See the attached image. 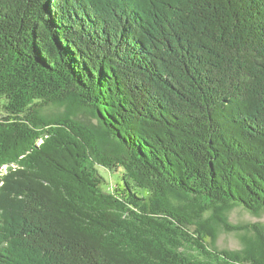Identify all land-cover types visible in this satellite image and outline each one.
Returning <instances> with one entry per match:
<instances>
[{
	"label": "trees",
	"instance_id": "obj_1",
	"mask_svg": "<svg viewBox=\"0 0 264 264\" xmlns=\"http://www.w3.org/2000/svg\"><path fill=\"white\" fill-rule=\"evenodd\" d=\"M237 205L264 209V0H0V264H264L263 225L217 245Z\"/></svg>",
	"mask_w": 264,
	"mask_h": 264
},
{
	"label": "rangeland",
	"instance_id": "obj_2",
	"mask_svg": "<svg viewBox=\"0 0 264 264\" xmlns=\"http://www.w3.org/2000/svg\"><path fill=\"white\" fill-rule=\"evenodd\" d=\"M100 172L106 177L110 186H117V176L120 175L121 170L110 171L102 165L98 166ZM6 168V167H5ZM228 221L231 226L235 227L233 230L221 229L217 234V245L221 249H240L243 246V235L248 230H243L239 227L245 225H263L264 228V209L260 211L250 210L243 206L237 205L230 209L228 213ZM250 233H253L251 231Z\"/></svg>",
	"mask_w": 264,
	"mask_h": 264
}]
</instances>
